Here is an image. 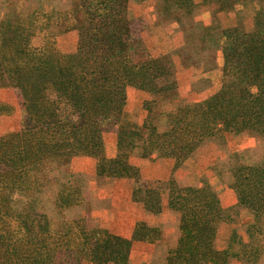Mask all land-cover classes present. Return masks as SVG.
I'll use <instances>...</instances> for the list:
<instances>
[{
    "label": "rangeland",
    "instance_id": "obj_1",
    "mask_svg": "<svg viewBox=\"0 0 264 264\" xmlns=\"http://www.w3.org/2000/svg\"><path fill=\"white\" fill-rule=\"evenodd\" d=\"M221 1H129L136 49L151 59L167 57L176 90L153 97L127 86L118 119L104 121L97 131L100 141L91 150L95 142L87 141L88 130L77 132L71 126L77 117L56 93L57 79L42 74L46 67L56 73L62 57L77 54L85 1L0 0V264H23L26 250L36 242L55 253L49 255L54 264H74L69 253L81 249L93 232L130 239L139 223L147 235L133 242L128 264H167L181 237V213L171 208L172 196L191 197L192 191L205 189L224 212L216 224V249L224 250L235 232L253 259L230 264H264V216L262 233L249 240L245 224L254 217L250 208L238 205L236 191L246 176L256 179L247 168L264 169V136L222 129L178 166L158 150L164 142L159 135L220 93L226 30L252 35L264 28V0H227L224 6ZM256 90L250 88L252 94ZM45 121L52 122L49 130ZM151 127L156 130L154 146L148 138ZM43 148L48 154L42 159ZM18 158L25 166L18 163V171H12ZM116 159L119 168L134 170L130 177L103 174L102 168ZM156 196L159 209L153 210ZM22 222L25 234L17 247L10 237ZM7 246L20 252L18 258Z\"/></svg>",
    "mask_w": 264,
    "mask_h": 264
},
{
    "label": "trees",
    "instance_id": "obj_2",
    "mask_svg": "<svg viewBox=\"0 0 264 264\" xmlns=\"http://www.w3.org/2000/svg\"><path fill=\"white\" fill-rule=\"evenodd\" d=\"M84 1V24L79 29L77 24L73 25V29L79 31L77 54L67 59L62 57V67L56 73L46 67L42 74L51 81L53 78L57 79L53 80L56 93L64 99L65 105L74 109L77 117V121L71 124L73 130L87 129L90 133L87 141L95 142V147H90L93 150L100 141L97 131L106 125L104 121L111 123L118 119L127 86L145 91L153 97L170 96L176 90V82L167 57L151 59L140 49H136L139 46L135 45L127 16L130 0ZM225 1L227 0L220 4L224 6ZM168 10L169 6L166 7V11ZM260 29L261 31L252 35L245 34L238 28H232L229 32L226 30L224 35L229 42L223 48L224 84L220 93L195 109L188 110L177 119L175 127L158 136L159 139H164L158 150L165 152L164 157L173 158L177 166L207 139L221 133L222 129L248 130L264 136V28L261 26ZM251 87L257 88L255 94L250 92ZM35 108L33 104L31 109ZM191 116L194 123L189 119ZM51 125V121H45L43 126L49 130ZM150 131L149 144L154 146L151 135L154 136L156 130L151 127ZM169 139H172L173 148L168 146ZM146 143L148 145V140ZM41 151L44 152H40L38 157L43 159L48 150L43 148ZM20 159L14 160L12 167L10 166L12 171H18V163H25ZM117 159L108 162L107 170L102 168L103 174L130 177L134 170L129 167L119 168ZM247 170L256 173V179L246 176L237 182L239 185L236 191L238 205L250 208L247 211L254 217L253 221L245 224V232L250 240L262 233L260 224L264 216V169ZM244 185L247 186L245 192ZM192 192L191 197L172 196L169 203L172 209L181 213V237L176 249L169 254L167 264H230L233 260L251 261L253 251H245L247 246L235 232L230 235L224 250L216 249V224L224 212L208 190L205 189L201 194L198 191ZM135 195L136 193L133 194ZM155 200L151 206L153 210L159 209L160 198L156 196ZM23 224L26 226V222H22L21 227L12 229L14 234L10 239L17 247H21L25 234ZM137 225L130 239L106 231L93 232L95 236H87L81 249L70 252L69 255L75 257L78 264L81 260L95 264H128L133 242L145 239L147 235L146 227L141 223ZM7 251L17 258L20 254L14 246H7ZM26 251L28 254L23 259V264H54L50 256L55 253L51 254L41 242H36L30 251Z\"/></svg>",
    "mask_w": 264,
    "mask_h": 264
}]
</instances>
